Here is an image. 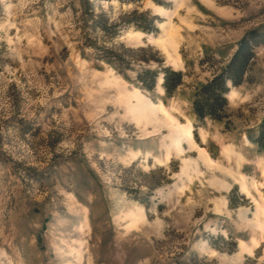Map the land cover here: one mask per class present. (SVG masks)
<instances>
[{
    "label": "rangeland",
    "instance_id": "1",
    "mask_svg": "<svg viewBox=\"0 0 264 264\" xmlns=\"http://www.w3.org/2000/svg\"><path fill=\"white\" fill-rule=\"evenodd\" d=\"M262 132L264 0H0V264H264Z\"/></svg>",
    "mask_w": 264,
    "mask_h": 264
},
{
    "label": "trees",
    "instance_id": "2",
    "mask_svg": "<svg viewBox=\"0 0 264 264\" xmlns=\"http://www.w3.org/2000/svg\"><path fill=\"white\" fill-rule=\"evenodd\" d=\"M252 48L249 42L240 43L239 48L225 67L223 72L214 76L207 83L201 85L194 95L192 102L193 110L199 118L206 116L215 120H221L226 105L225 93L230 82L232 86H238L243 82L247 65L252 57ZM162 87L166 95H171L181 84L182 73L169 67L162 69ZM158 72L146 70L138 76L139 83L145 89H153L156 85ZM264 139V132H262ZM260 143L259 140H257Z\"/></svg>",
    "mask_w": 264,
    "mask_h": 264
},
{
    "label": "bare ground",
    "instance_id": "3",
    "mask_svg": "<svg viewBox=\"0 0 264 264\" xmlns=\"http://www.w3.org/2000/svg\"><path fill=\"white\" fill-rule=\"evenodd\" d=\"M136 105H134V107H135V112L136 113H134V114H137L138 116H141V117H144V118H147V117H152L153 116V118L156 116V114H155V110L153 111L152 109H149V110H146L145 108H143L144 106H142L143 105V101L142 100H140V98H138L137 100H136V103H135ZM157 111V110H156ZM158 112V111H157ZM164 112V111H163ZM165 114V113H164ZM162 116H163V114H162ZM165 117V116H164ZM166 118V117H165ZM170 124V123H169Z\"/></svg>",
    "mask_w": 264,
    "mask_h": 264
}]
</instances>
